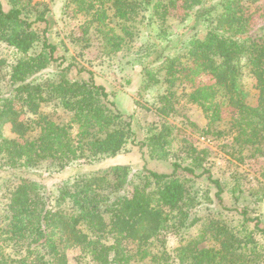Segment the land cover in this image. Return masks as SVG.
Segmentation results:
<instances>
[{
	"label": "trees",
	"instance_id": "obj_1",
	"mask_svg": "<svg viewBox=\"0 0 264 264\" xmlns=\"http://www.w3.org/2000/svg\"><path fill=\"white\" fill-rule=\"evenodd\" d=\"M8 2L5 9L0 0V41L23 56L9 66L0 58V198L6 199L0 204V264H70L68 253L75 249L77 264H262L264 244L257 234L264 238V227L247 207L234 208L241 224L209 209L198 235L192 234L203 206L217 200L227 208L223 182L204 168L205 151L188 142L174 149L168 125L137 141L133 114L116 108L92 75L71 79L72 65L54 80L37 81L56 58L47 28L35 27L48 23L47 7L41 10L32 0ZM68 2L103 32L113 19L127 32L147 12L162 29L179 9L183 18L193 15L191 29L202 25L205 32L181 41V51L169 52L179 39H167L165 29L155 33L162 42L152 64L162 59L151 74L162 73L171 86L190 85L188 99L208 113L209 129L232 133L231 153L264 157V21L256 26L251 10L256 3L264 13V0ZM107 34L109 51L118 49L124 38ZM204 74L208 83L199 81ZM171 86L161 96L159 112L165 116L178 101ZM48 103L69 112L70 120L54 119L44 110ZM8 124L13 136L5 133ZM129 143L165 161L169 171L145 167L135 174L123 164L82 168L115 157ZM70 168L78 171L53 187L29 172L52 176ZM204 176L205 186L199 183ZM169 235L178 237L175 247L168 246Z\"/></svg>",
	"mask_w": 264,
	"mask_h": 264
},
{
	"label": "rangeland",
	"instance_id": "obj_2",
	"mask_svg": "<svg viewBox=\"0 0 264 264\" xmlns=\"http://www.w3.org/2000/svg\"><path fill=\"white\" fill-rule=\"evenodd\" d=\"M219 1L221 0H208V5ZM2 2L5 9L10 7L8 0H2ZM32 2L37 3L41 10L47 7L48 23H36L35 27L39 30L47 28L49 41L57 47L55 60L36 75L37 81L54 80L59 77L64 67L72 65L68 72L71 79H86L92 75L96 83L105 87L116 108L133 114L137 141L146 137L150 129H160L163 125H168L174 149L188 142L199 150L205 151L204 168H208L214 177L223 182L225 187L223 198L227 208L222 209L217 200L208 207L203 206V209L199 211L202 217L201 222L191 229L193 235H198L204 219L212 213L209 209L222 211L229 220L235 224H241L242 217L234 208L247 207L250 215L258 216L262 221L261 226L264 227V157L231 153L232 133H228V130L218 134L209 129L208 113L188 99L190 85L171 86V82L162 73H156L153 77L151 73L156 71L159 64L157 62L162 59V57L158 58V61L152 64L159 55L158 45L162 42L157 40L155 33L160 32L162 28L158 22L149 21L150 12L146 13L144 19L139 18L138 22L133 23L127 32L122 29L116 19H113L107 26L108 31L113 30L103 32L104 30L100 31L95 23H89V15L77 12L74 3L68 0H32ZM258 7L255 3L251 8L256 26L264 21V13ZM183 12L179 9L176 15L171 17L166 25H163L161 32L165 29L167 39L171 41L179 39L177 43L174 42L175 45L178 44L177 48L172 47L170 51L165 50V52L175 49L181 51V41L188 40L192 35L201 36L205 32L202 25L198 27V30H192L194 16L188 15L183 18ZM109 14L113 15V10H110ZM105 33H108L107 36L115 35V40L118 39L117 36L124 38L118 49L109 51L111 46ZM41 48L42 44L39 43L35 51ZM21 56L23 55L16 49L0 41V58H4L8 66ZM199 81L208 83L209 76L201 75ZM170 86L173 90H177L178 101H174V110L165 116L159 112V107L162 105L161 96L167 93ZM44 110L61 122H67L71 118L69 112L55 103L45 104ZM10 129L8 124L5 133L13 136ZM87 162L90 161L87 160ZM118 164L128 165L130 171L135 174L143 171L145 167L158 171H169L170 169L165 161L151 158L146 148L142 150L139 145L130 143L122 153L115 157H101L92 163L83 165L82 168H103L105 170ZM77 171L76 168H70L52 176H48V173L39 169L29 172L32 177L41 178L53 187ZM200 171L197 169V172ZM1 176L0 173V183L3 181ZM206 179V176L200 178L199 183L205 186L208 183ZM1 190L2 188H0V193H2ZM214 191L215 189L212 188V192ZM5 201L6 199L0 198V204ZM257 237L263 245V236L257 234ZM177 244L178 237L169 235L168 246L172 248ZM260 252L261 256L263 255L261 262L264 264V247H260ZM79 253L77 249L69 251L70 264H77L76 257ZM139 264L148 263L140 262Z\"/></svg>",
	"mask_w": 264,
	"mask_h": 264
}]
</instances>
